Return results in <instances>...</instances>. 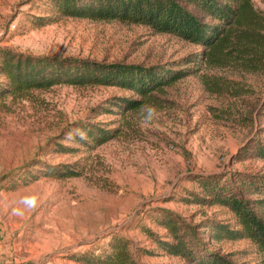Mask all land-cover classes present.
<instances>
[{"label": "rangeland", "instance_id": "obj_1", "mask_svg": "<svg viewBox=\"0 0 264 264\" xmlns=\"http://www.w3.org/2000/svg\"><path fill=\"white\" fill-rule=\"evenodd\" d=\"M252 2L264 13V0ZM50 7L48 0H0V47L189 75L147 98L70 84L0 98V264H85L77 255L100 253L114 233L128 239L139 264H189L145 230L167 238L159 223L165 211L210 251L236 264H264L248 238L210 239L208 224H233L234 215L193 199L202 192L198 175L264 176V159L253 155L257 141L264 143V62L233 55L215 65L196 56L199 45L118 20L59 16L41 25ZM135 99L136 109L118 105ZM91 125L94 136L103 130L110 137L90 141L79 127ZM50 168L76 172L54 176Z\"/></svg>", "mask_w": 264, "mask_h": 264}, {"label": "trees", "instance_id": "obj_2", "mask_svg": "<svg viewBox=\"0 0 264 264\" xmlns=\"http://www.w3.org/2000/svg\"><path fill=\"white\" fill-rule=\"evenodd\" d=\"M51 16H39L40 24L52 17L70 16L95 21L118 20L142 24L158 33H168L203 47L196 56L222 65L236 55L256 65L264 62V13L252 0H48ZM250 57L249 60L245 58ZM0 98L21 95L31 89L56 84L117 86L147 98L153 91L189 75L183 69L159 65L106 62L74 56H34L0 47ZM140 100H127L120 107L133 110ZM94 125L80 126L90 141L100 144L110 135L100 130L94 136ZM254 156L264 159V143L257 141ZM76 172V171H75ZM74 170H55L54 176H70ZM21 179L20 174H16ZM201 193L194 200L204 205H220L234 215V223L211 221L212 240L248 238L264 254V176L249 173H219L195 176ZM260 194L258 199L250 194ZM263 209L262 212L258 210ZM159 222L168 231L162 238L145 229L156 244L169 255L184 258L189 264H236L226 256L210 251L197 242L192 229L173 213L165 211ZM77 261L85 264H139L130 250L128 239L114 233L100 253L83 252Z\"/></svg>", "mask_w": 264, "mask_h": 264}]
</instances>
